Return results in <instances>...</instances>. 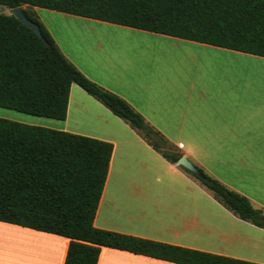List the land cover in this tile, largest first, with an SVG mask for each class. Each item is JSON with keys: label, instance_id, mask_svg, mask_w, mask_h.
<instances>
[{"label": "crops", "instance_id": "obj_1", "mask_svg": "<svg viewBox=\"0 0 264 264\" xmlns=\"http://www.w3.org/2000/svg\"><path fill=\"white\" fill-rule=\"evenodd\" d=\"M22 9L35 15L85 77L125 100L176 153L264 214V72L228 65L216 74L201 71L212 58L264 67L263 57L43 8ZM165 48L194 53L185 61L192 71H177L181 64ZM36 123L112 145L95 228L264 264V228L223 207L79 86L70 87L65 120ZM68 245L67 238L0 222V264H64ZM97 264L176 263L101 247Z\"/></svg>", "mask_w": 264, "mask_h": 264}, {"label": "trees", "instance_id": "obj_2", "mask_svg": "<svg viewBox=\"0 0 264 264\" xmlns=\"http://www.w3.org/2000/svg\"><path fill=\"white\" fill-rule=\"evenodd\" d=\"M53 10L264 58V0H0ZM40 39L0 14V108L65 120L72 84L127 123L163 158L181 157L122 98L85 77L35 17ZM113 147L110 143L0 118V222L69 239L64 264H97L101 247L176 264H255L93 226ZM181 168V167H179ZM181 168L239 219L264 228V214L197 167Z\"/></svg>", "mask_w": 264, "mask_h": 264}, {"label": "rangeland", "instance_id": "obj_3", "mask_svg": "<svg viewBox=\"0 0 264 264\" xmlns=\"http://www.w3.org/2000/svg\"><path fill=\"white\" fill-rule=\"evenodd\" d=\"M1 8L5 11V14H9V10L5 7ZM165 50V55L172 58V60H174L175 64H181L179 65V68H176L177 71L179 72H190L192 71V69H190L189 67H191L190 65H185V61L189 60L186 58H191L196 56L194 53H192L191 51L189 52H185V51H181V52H177L174 51V49H163ZM163 53V55H164ZM231 67L233 66L235 68V70L237 71H245V72H264V67H262L261 65H257L256 63L250 62V61H246L245 63L240 62L239 64H232V63H226L224 62L222 59H216V58H212L210 60L205 61L204 63V68L205 70H202V72H207L210 74H216L222 70H225V68L227 67ZM230 70H234V69H230ZM0 118L2 119H6V120H10V121H14V122H19V123H23V124H27V125H33V126H37L35 124H37V121H40L42 119H46V118H40V117H35V116H30L27 114H23V113H19L13 110H9V109H5V108H0Z\"/></svg>", "mask_w": 264, "mask_h": 264}, {"label": "water", "instance_id": "obj_4", "mask_svg": "<svg viewBox=\"0 0 264 264\" xmlns=\"http://www.w3.org/2000/svg\"><path fill=\"white\" fill-rule=\"evenodd\" d=\"M10 15H13L16 19H18L23 25H25L26 27H29L30 29H32V31L40 38H42V35L40 33L39 27L34 24L33 22H31L24 14L22 7L20 8H15V9H11L9 11ZM176 165L178 167H181L185 170H187L188 172L192 173L193 175L196 176H200V173L198 171V169L196 168V166L187 159L186 156L182 155L178 161L176 162Z\"/></svg>", "mask_w": 264, "mask_h": 264}]
</instances>
